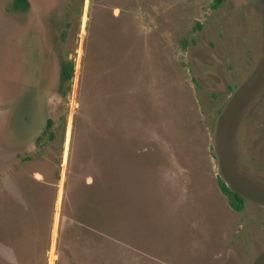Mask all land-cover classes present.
Returning a JSON list of instances; mask_svg holds the SVG:
<instances>
[{
	"label": "rangeland",
	"instance_id": "obj_1",
	"mask_svg": "<svg viewBox=\"0 0 264 264\" xmlns=\"http://www.w3.org/2000/svg\"><path fill=\"white\" fill-rule=\"evenodd\" d=\"M28 1L0 0V264H264V0Z\"/></svg>",
	"mask_w": 264,
	"mask_h": 264
},
{
	"label": "trees",
	"instance_id": "obj_2",
	"mask_svg": "<svg viewBox=\"0 0 264 264\" xmlns=\"http://www.w3.org/2000/svg\"><path fill=\"white\" fill-rule=\"evenodd\" d=\"M224 1L225 0H214L213 8L216 9L220 7L224 3ZM18 3H22L24 6L29 7L28 0H15V6H17L16 4ZM73 72H74L73 65L63 60L61 63V71H60V89H62L66 83L71 81L73 77ZM53 126H54L53 119H49L45 131L46 132L50 131L52 134ZM39 140L41 141L42 137H40ZM222 190L229 196V199L231 200L232 204H234L239 210H241L243 207V198L241 197V195L238 194L236 191L232 190L231 188L227 187L226 184L222 185Z\"/></svg>",
	"mask_w": 264,
	"mask_h": 264
}]
</instances>
